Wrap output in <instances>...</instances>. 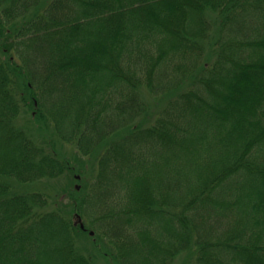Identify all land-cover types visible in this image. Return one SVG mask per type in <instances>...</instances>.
<instances>
[{
	"label": "trees",
	"instance_id": "1",
	"mask_svg": "<svg viewBox=\"0 0 264 264\" xmlns=\"http://www.w3.org/2000/svg\"><path fill=\"white\" fill-rule=\"evenodd\" d=\"M0 264H264V0H0Z\"/></svg>",
	"mask_w": 264,
	"mask_h": 264
},
{
	"label": "rangeland",
	"instance_id": "2",
	"mask_svg": "<svg viewBox=\"0 0 264 264\" xmlns=\"http://www.w3.org/2000/svg\"><path fill=\"white\" fill-rule=\"evenodd\" d=\"M144 97H145V99H146L148 102H153V100L151 99V97H149L148 94L144 93ZM68 149H71V148H68ZM63 186H64V188H65V185H63ZM184 256H185V255H184Z\"/></svg>",
	"mask_w": 264,
	"mask_h": 264
}]
</instances>
